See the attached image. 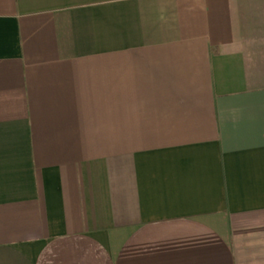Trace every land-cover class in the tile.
<instances>
[{
    "label": "crops",
    "instance_id": "0c3cea01",
    "mask_svg": "<svg viewBox=\"0 0 264 264\" xmlns=\"http://www.w3.org/2000/svg\"><path fill=\"white\" fill-rule=\"evenodd\" d=\"M0 264H264V0H0Z\"/></svg>",
    "mask_w": 264,
    "mask_h": 264
}]
</instances>
